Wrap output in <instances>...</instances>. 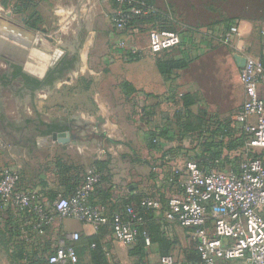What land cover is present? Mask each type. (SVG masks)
Returning a JSON list of instances; mask_svg holds the SVG:
<instances>
[{"label": "crops", "instance_id": "crops-1", "mask_svg": "<svg viewBox=\"0 0 264 264\" xmlns=\"http://www.w3.org/2000/svg\"><path fill=\"white\" fill-rule=\"evenodd\" d=\"M166 1L155 0V5L167 11L174 10V21L179 24L186 23L187 18L191 20L181 1ZM38 3L40 0L33 4ZM115 8L114 0H63L53 7V12L55 9L63 17L66 14L67 18L82 22L80 28L86 30L81 38L80 58L76 55L79 58L77 70L93 72L87 69L89 64L94 65L93 58L100 57L103 64L112 62L115 76L121 79L120 89L125 99L136 105L141 97L138 114H127L115 107L117 102L102 100H94L93 108L87 109L82 103L77 108L80 100L68 95L59 79L48 85L21 82L16 86L19 93L15 98L17 115L9 119L25 131L16 138L0 131V168L12 166L21 170L22 185L37 189L48 204L59 195L73 194L84 183L87 172L98 170L97 166L103 162L107 166L103 170L108 180L103 187L93 190L92 200L102 205L108 215L119 204L136 206L134 195L145 192L151 185L159 187L164 183L167 165L162 154L177 149L178 145H188L186 141H179L177 135L184 119L181 117L185 112L183 96L191 93L198 97L190 107L193 113L207 110L219 119H230L247 98L240 79L239 57L250 54L264 64V23L261 29L255 18L231 20L227 12L201 15L199 12L196 15L199 24L209 23V18H216V22L203 29L182 32L179 46L153 55L149 51V32L156 22L146 21L140 25L142 29L139 26L128 33L116 32L111 20ZM234 22L239 25V35L232 45L224 44L220 34L227 32ZM28 29L38 32L40 28ZM93 29L96 31H91ZM121 38L133 41L142 52L141 58L135 59L117 49V41ZM161 55L185 58L189 65L165 77L156 65L157 56ZM66 84L70 89L71 83ZM261 91L264 95V81ZM8 106L7 99L1 114L8 115ZM166 130L168 135L163 134ZM60 132L70 133V140L54 139V134ZM152 134L157 135L158 149L151 145ZM172 134L176 135L172 138ZM59 151L63 154H57ZM62 172L74 174L73 179L61 178ZM150 172L152 177H149ZM78 183L81 185L75 186ZM16 219L14 212L0 209V264L46 260L64 241L76 245L80 264H94L90 243L94 237L102 244L107 264H161L160 258L164 256L158 244L151 242L145 245V256L140 262L139 256L130 253L136 243L125 245L116 240L109 225L99 228L75 218H65L36 237H24L17 228ZM161 229L172 242L167 254L178 258L177 264H201L196 254L198 241L191 229L176 223L163 224ZM181 229L187 232L186 240L177 233ZM74 232L80 235L77 241L69 238ZM184 241L186 244L182 243ZM181 244L183 246L179 247ZM24 251L31 253L30 261L25 259Z\"/></svg>", "mask_w": 264, "mask_h": 264}, {"label": "built area", "instance_id": "built-area-1", "mask_svg": "<svg viewBox=\"0 0 264 264\" xmlns=\"http://www.w3.org/2000/svg\"><path fill=\"white\" fill-rule=\"evenodd\" d=\"M117 2L111 20L116 32L128 33L135 16L148 12L141 0H114ZM130 26V27H129ZM264 33V29H263ZM239 35V25L220 34V40L232 45ZM182 42L181 35L172 30L152 28L149 32V51L158 55ZM117 49L141 58L142 52L133 41L121 38ZM240 79L245 88L246 101L232 116L248 136L236 168H203L194 159H188L174 168L180 174V190L170 196L163 217L170 223L189 228L198 241L197 252L201 264H264V163L252 152L264 149V64L246 54ZM101 179L97 169H90L84 183L66 197L59 195L50 204L33 187H24L23 173L16 167L0 168V209L17 215V228L24 237H36L65 218H75L99 227L109 221L102 205H93L90 194ZM171 180V179H170ZM172 181V180H171ZM141 204L160 213L163 205L157 198L146 196ZM131 216V217H130ZM135 208L128 206L112 215L114 238L125 245L136 241L138 228ZM15 227V225H14ZM77 241L78 232L69 235ZM151 239L146 235V244ZM51 264H80L74 243L62 242L48 255ZM172 254L160 258L161 264H177Z\"/></svg>", "mask_w": 264, "mask_h": 264}, {"label": "trees", "instance_id": "trees-1", "mask_svg": "<svg viewBox=\"0 0 264 264\" xmlns=\"http://www.w3.org/2000/svg\"><path fill=\"white\" fill-rule=\"evenodd\" d=\"M19 1L22 3L20 4V8L23 10H25L27 7H30L31 4L36 2V0ZM141 1L145 3L148 12L145 15L135 16L130 26L133 25L135 28H138L141 24L143 25L146 21L153 20L156 22V25L153 28L176 31L173 27V25L176 27L177 23L174 21V14L172 13L174 12V10L172 12L167 11L166 9L155 5V0ZM115 3L117 5L116 1ZM172 6L170 9L173 8ZM231 20L233 19L231 18ZM186 23H188V21ZM202 25H204V27H209L210 24L207 23ZM140 28L142 29V26H140ZM190 28L203 29V26H193ZM131 57L134 56L131 55ZM134 58L138 59L137 57ZM156 65L159 72L163 76L168 77L175 73V71L188 67L189 61L185 58H175L161 55L157 56ZM183 100L185 112L183 115H181V112L178 114L179 116L181 115V117H184V119L179 124V133L177 135L179 141H186L188 145H178L177 149H171L165 151L162 154V158L164 159V162L167 165L166 170H164V183L162 185H159V187L156 184L151 185V187H148L145 192H140L134 195L135 202H137V205L134 206L136 218L141 217V221H136V226L138 228V234L135 241L136 245L130 250V253L132 255L139 256L140 262L143 261V258L145 256L146 235L150 236L152 243L158 244L161 254L168 255L167 253L170 251L172 242L169 241L161 232V226H163V224L165 225L166 223H170L166 221L163 217V212L167 207L168 199L170 198V196L177 195V192H179L180 190L181 173H175L174 168L177 167L178 164L188 159L196 160L201 167L206 169L212 167H234L232 166V162L235 160V162L238 163L243 151L246 149L248 136L243 132L240 125H238L232 118L219 119L218 117L208 114L207 110H201L198 113H193L190 110V107L198 100V97L194 94H185L183 96ZM143 116L144 113L141 115L142 121H144ZM163 134L168 135L169 131L166 130ZM175 135L176 134H172V138ZM157 142V135L155 136L152 134L151 145L155 149L159 148ZM232 151H236L235 155H233L234 158H232L231 156ZM178 152H180V154ZM252 155L261 159L264 163V149L255 150L254 152H252ZM100 163L101 165L97 166V168L101 173V179L96 184L94 189L101 187V185L103 187V183H106V181L108 180V176L103 170L107 167L106 163ZM236 166L237 164L234 168H236ZM60 177L63 179L66 178L68 180H71L73 179L74 174H71L69 172H62ZM80 185L81 184L78 183L75 186L78 187ZM76 190L77 189H75V191ZM146 196H151L161 201L163 208L160 213H157L156 210L152 208H147L141 204L143 198ZM90 202L93 205L98 204L97 202H94L92 200V193L90 194ZM130 205L126 203L117 205L115 210L111 214H106L109 221L105 224H101L99 228L105 225H109L112 228L111 220L113 213L119 209H125ZM90 243L92 246V257L94 260V264H107L103 256L102 244L100 243L99 239L97 237L91 238ZM30 254L31 253L25 252V259H27V261H30V257H28ZM196 254L198 260L201 261L199 253L197 252ZM192 255L193 254H191V257ZM28 264L50 263L48 259H42L33 260L30 263L28 262Z\"/></svg>", "mask_w": 264, "mask_h": 264}, {"label": "rangeland", "instance_id": "rangeland-1", "mask_svg": "<svg viewBox=\"0 0 264 264\" xmlns=\"http://www.w3.org/2000/svg\"><path fill=\"white\" fill-rule=\"evenodd\" d=\"M55 1L56 3L59 2V0H40V3L31 4L30 7H27L25 10H23L20 8V4L22 3L19 0H0V15L5 17L7 20L13 21L14 23L26 28L37 29L39 27V31L35 32L37 36H42V29H45L47 34L56 39L57 42L48 41L46 44L53 53H55V51L58 52L59 55L56 57L55 62L59 61L63 57L68 58L67 60L71 61L70 68L73 69L72 72H70L71 70L69 69L66 71H61L59 81L64 84V88L68 95H72L75 99L80 100V102L78 101V103H76L77 108L81 103L82 105H86L85 108L87 109L93 108L96 102L94 100H102L110 103L113 102L114 104L117 102V106L115 107L120 108L127 114L136 116L139 110H141V97H138L136 105L133 104L132 100L125 99L120 89L121 79L115 76L116 74L113 72L111 65L112 62L103 64L100 60V57H98V59L93 58L91 63L94 65L91 66L89 64L87 67V69H92L93 72L85 70L81 71L80 69L77 70L78 68L76 65L78 59L80 58L81 38H84L86 30H81L80 26L83 27L82 22L67 18L66 14H64L63 17V14H60V12L57 11L55 12V9L53 12V7L59 5L63 0H61L58 4H56ZM178 1L179 3L181 1L182 5L184 6L183 9H185V12L191 18V20L188 18L186 19L188 23H176V27L173 25L179 34L182 32H192L193 29L190 27L193 26L204 27V25L198 23V18H196V15L199 12L200 15L201 13L208 14L210 12H227L226 14L231 15L232 19L252 17L255 18V21H257V24L260 25L261 29L264 23V0H175V2ZM166 2H168V0ZM8 13H10V15H8ZM23 18L24 21L22 20ZM196 20L197 23H191V21L193 22ZM214 21H216V18H209L208 24H211ZM95 29L91 31H96ZM40 46L44 47L42 44H40ZM33 48H31V50ZM75 55H77L79 58L74 57ZM12 62L13 61L9 58L0 56L1 70L10 72L8 69L9 67L7 66H9V64L11 65ZM52 63L54 62L49 60L46 65L42 67V70H44V72H48ZM45 69L47 70L45 71ZM66 83H71L69 86L70 89L66 88ZM13 92L14 91L12 90L4 92L6 98L9 100V106L7 108L8 115L6 116L11 119L12 115L13 117L17 115L15 105V98L17 97V94ZM236 151L231 152L232 158H234L233 155H235ZM57 154L63 153L59 151ZM235 163L237 164V162L234 160L232 162V166L235 167ZM118 166L119 165H117V167ZM149 177H152V172H150ZM174 230L176 231L177 228H174ZM177 233H179L180 236L185 240L187 239V232L185 230H178ZM182 243L186 244L185 241ZM181 246L183 245H179V247Z\"/></svg>", "mask_w": 264, "mask_h": 264}, {"label": "water", "instance_id": "water-1", "mask_svg": "<svg viewBox=\"0 0 264 264\" xmlns=\"http://www.w3.org/2000/svg\"><path fill=\"white\" fill-rule=\"evenodd\" d=\"M8 15H10V13H8ZM1 26L3 29H5V31L3 32L6 35L20 40L27 46H30V44L34 42V48L31 50L32 55L40 57L43 60L47 58L50 59V61L52 60L53 62L56 60V57L59 55L57 51L53 53L46 44L48 41L49 42H57V41L54 37L47 34L45 29H42V36L41 35L37 36L34 31L19 24H16L13 21L7 20L5 17L0 15V27ZM40 44H42L45 48L41 47ZM0 56H4L6 58H9L13 62L18 63L19 65L22 66L23 71L27 74H31L35 76H41L43 74V70L38 69V67L32 65V63H30L25 59V56L16 55L15 53L7 51L1 47H0ZM239 62L241 68H243L245 66L246 56L241 55L239 57ZM54 139H59L62 140L63 142H66L70 140V133H65V132L55 133Z\"/></svg>", "mask_w": 264, "mask_h": 264}, {"label": "flooded vegetation", "instance_id": "flooded-vegetation-1", "mask_svg": "<svg viewBox=\"0 0 264 264\" xmlns=\"http://www.w3.org/2000/svg\"><path fill=\"white\" fill-rule=\"evenodd\" d=\"M76 57V55L74 56ZM68 58H62L59 61H54L48 72H44L41 76H33L27 74L23 71V68L18 63L12 62V64L7 67L10 72L2 71L0 69V131L7 134L11 138H16L17 135L25 131L24 127H21L17 122L11 121L6 114H1L4 108V101L7 100L4 92L12 90L13 93H18V88L16 87L18 83H24L26 85H32V83H39L38 85H48L59 79L61 71L71 70V61ZM56 65V66H55ZM6 66V65H5ZM75 66V65H74ZM48 69V68H47ZM45 69V71L47 70ZM3 73V74H2ZM35 77V78H34Z\"/></svg>", "mask_w": 264, "mask_h": 264}, {"label": "bare ground", "instance_id": "bare-ground-1", "mask_svg": "<svg viewBox=\"0 0 264 264\" xmlns=\"http://www.w3.org/2000/svg\"><path fill=\"white\" fill-rule=\"evenodd\" d=\"M3 31L5 29L0 27V47L10 51L12 53H15L16 55H22L25 56V59L32 63L35 67H38V69L42 70V67L46 65V63L50 60L45 58V60L41 59L40 57L34 56L31 54V48L34 47V42L30 44V47L25 45L20 40L10 37L6 35ZM42 64V65H40Z\"/></svg>", "mask_w": 264, "mask_h": 264}]
</instances>
